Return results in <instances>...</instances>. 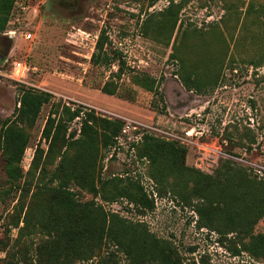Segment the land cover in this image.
<instances>
[{"label": "rangeland", "instance_id": "obj_1", "mask_svg": "<svg viewBox=\"0 0 264 264\" xmlns=\"http://www.w3.org/2000/svg\"><path fill=\"white\" fill-rule=\"evenodd\" d=\"M9 29L17 33L11 37ZM103 29L106 48L115 56L107 67L92 64L96 45L84 32L100 35ZM24 31L32 37L26 39ZM121 62L124 71L118 78L112 72ZM18 63L28 70L17 73ZM112 76L119 83L115 94L102 90ZM182 76L199 87L186 89ZM23 85L51 92L56 102L154 125L164 132L145 134L180 141L187 147L186 165L202 173L214 175L228 159L264 179V0H16L6 29L0 31V131L14 118ZM51 108L46 104L35 125L27 127L22 185L25 179L37 183L40 178V168L31 174L28 170L36 148L47 147L42 131ZM80 126L76 119L70 131L78 136ZM142 141L106 148L100 143L97 201L132 221H143L184 259L264 264V257L241 246L250 235L223 237L198 226L196 196L183 198L193 190L192 182L174 174L156 180L150 159L142 156ZM55 165H46L49 173ZM111 179L121 187L130 180L139 183L154 199V210L140 214L126 195L106 199L107 191L115 189ZM72 186L81 200L94 198L86 188ZM20 194L7 180L0 150V239L7 245L2 256L33 253L32 243L45 239L38 234L32 242L23 237L16 244L19 230L13 213ZM259 233L264 234V215L253 228V234ZM107 250L119 264H129L121 248L109 244Z\"/></svg>", "mask_w": 264, "mask_h": 264}, {"label": "trees", "instance_id": "obj_2", "mask_svg": "<svg viewBox=\"0 0 264 264\" xmlns=\"http://www.w3.org/2000/svg\"><path fill=\"white\" fill-rule=\"evenodd\" d=\"M15 2L0 0V31L6 29ZM107 43L108 36L103 29L92 54L93 65L107 67L112 64L115 56L106 48ZM124 63H119L113 76L120 78ZM113 76L102 86L109 94L117 93L119 87ZM181 81L188 90L199 87L188 77L182 76ZM161 98L164 100L163 96ZM19 103L14 118L6 120L0 131L7 180L12 187L21 190L13 213V225L19 230L16 244L19 245L23 237L32 242L38 234L45 239L32 243L33 253L5 256L2 253L7 245L0 239V264H119L108 254L109 244L121 248L129 264H205L204 259L180 257L160 242L143 221H132L97 201L101 191L95 167L100 157L99 145L102 143L106 148L116 144L123 119L104 116L85 105L74 107L56 102L51 92L25 85L21 87ZM49 103L52 108L42 131L47 147L39 145L36 148L28 170L31 174L40 168V178L37 183L25 179L22 185L20 180L25 175L22 161L30 140L27 127L35 125L43 107ZM76 119L81 123L78 136L77 131H70ZM142 139V156L150 159L156 180L163 182L166 176L174 174L188 184L192 182L193 190L183 198L196 196L193 206L199 215V227L215 230L223 237L230 233L250 235L249 241L241 243L243 250L255 257H264V234H253L254 225L264 215L263 178L258 179L253 169L228 159H224L214 175H208L186 165L187 147L180 141L150 133L144 134ZM48 163H56L50 173L46 167ZM108 182L115 189L107 191L106 199L114 201L126 195L139 206L140 214L154 210V199L139 183L130 180L121 187L116 179ZM72 185L86 188L94 198L81 200ZM31 242L26 249L29 250Z\"/></svg>", "mask_w": 264, "mask_h": 264}, {"label": "built area", "instance_id": "obj_3", "mask_svg": "<svg viewBox=\"0 0 264 264\" xmlns=\"http://www.w3.org/2000/svg\"><path fill=\"white\" fill-rule=\"evenodd\" d=\"M84 32L85 34H87V38L91 39L95 47L97 40L99 38V35L92 34L86 31ZM7 33L9 34V36L13 37L17 33V30L9 29ZM23 36L26 39H30L32 37V32L24 31ZM16 70H17V73H20V72L24 73L26 70H28V66L25 63H18ZM123 121H124L123 127L119 135L116 137L117 138L116 145H118L119 147L124 145L125 143H128L129 145H131V143L138 142L140 139L143 138V135L145 134V132H149V131L150 132H157V131L164 132L163 130H161L160 128L154 125H149L147 123L140 122V121L128 118V117H123ZM208 170L211 171V169L209 168Z\"/></svg>", "mask_w": 264, "mask_h": 264}]
</instances>
